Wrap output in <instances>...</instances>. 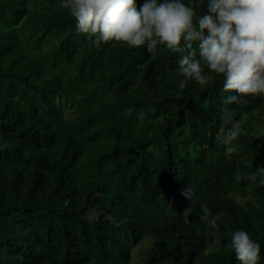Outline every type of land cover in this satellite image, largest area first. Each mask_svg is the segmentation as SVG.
Returning a JSON list of instances; mask_svg holds the SVG:
<instances>
[{
	"label": "trees",
	"instance_id": "16d2710c",
	"mask_svg": "<svg viewBox=\"0 0 264 264\" xmlns=\"http://www.w3.org/2000/svg\"><path fill=\"white\" fill-rule=\"evenodd\" d=\"M65 2L0 0V264H240L239 230L264 264V94L225 105L207 67L180 88L183 53L97 47Z\"/></svg>",
	"mask_w": 264,
	"mask_h": 264
},
{
	"label": "clouds",
	"instance_id": "9594fccd",
	"mask_svg": "<svg viewBox=\"0 0 264 264\" xmlns=\"http://www.w3.org/2000/svg\"><path fill=\"white\" fill-rule=\"evenodd\" d=\"M61 6L75 18L76 31L94 37L97 47L114 40L132 48L146 46L149 53L158 45L183 53L178 61V71L184 77L180 88L187 80L206 84L208 77L203 73L207 67L224 77L223 92L229 93L225 105L264 94V0H208L206 12L199 16L182 0H142L139 6L137 0H66ZM221 111L222 119L230 115L227 107ZM242 134L246 133L233 125L223 142L227 146ZM233 150L225 149L226 153ZM181 195L189 202L183 209L187 222L195 193L187 186ZM201 212V219L211 215L206 204L201 205ZM100 215L94 209L86 214L89 222L99 221ZM221 215L212 217L210 228H216ZM105 220L117 227L125 222L113 215H106ZM212 244L218 246L219 239L213 236ZM227 247L240 264H257L261 253L260 245L243 230L232 233Z\"/></svg>",
	"mask_w": 264,
	"mask_h": 264
}]
</instances>
